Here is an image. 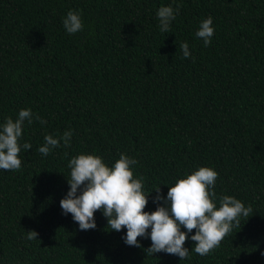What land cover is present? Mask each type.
I'll use <instances>...</instances> for the list:
<instances>
[{
    "label": "trees",
    "instance_id": "trees-1",
    "mask_svg": "<svg viewBox=\"0 0 264 264\" xmlns=\"http://www.w3.org/2000/svg\"><path fill=\"white\" fill-rule=\"evenodd\" d=\"M169 3L179 14L160 32L156 10ZM69 9L84 22L72 35L61 21ZM209 15L204 47L195 32ZM26 107L46 123H25L32 147L21 168L0 169V264H264V0H0V123ZM66 129L68 146L37 151L45 134ZM80 153L108 164L132 156L134 176L165 195L212 167L217 198L235 196L252 212L208 255L148 254L149 239L125 245L124 229L107 227L99 210L94 230L62 215L68 160Z\"/></svg>",
    "mask_w": 264,
    "mask_h": 264
},
{
    "label": "clouds",
    "instance_id": "clouds-1",
    "mask_svg": "<svg viewBox=\"0 0 264 264\" xmlns=\"http://www.w3.org/2000/svg\"><path fill=\"white\" fill-rule=\"evenodd\" d=\"M179 10V4L174 8L172 3L161 5L156 10L160 32L171 30ZM61 21L63 29L70 35L84 28L79 9H69ZM214 31L213 17L209 15L200 21L195 36L207 47ZM179 47L184 58L191 56L187 41ZM34 120L42 125L46 123L43 117L26 107L18 110L15 119L8 116L0 123V169L21 168V151L32 147L31 143L22 142L23 128L25 123L30 125ZM72 136L71 129H66L60 135L45 134L44 142L37 151L47 156L60 147L61 142L68 146ZM137 163L134 157L125 153H120L119 158L111 164L95 153L73 156L67 164L70 170L67 178L69 187L59 202L62 215L70 213L79 230H94L97 227L94 213L99 210L106 218L107 227L116 232L124 229L121 240L125 245L140 248L142 244L137 237L149 239L151 243L144 249L146 253L154 255L165 252L182 260L193 251L200 256L208 255L240 225L242 217H248L252 212L251 205L246 206L235 196L221 195L217 198L214 185L218 173L212 167L201 166L177 178L165 195L159 186L149 191L145 188L144 177L134 176ZM153 191L156 193L152 197L155 210L145 211L148 197ZM25 234L27 240L38 236L35 230ZM186 239L195 242L191 251L184 246Z\"/></svg>",
    "mask_w": 264,
    "mask_h": 264
}]
</instances>
